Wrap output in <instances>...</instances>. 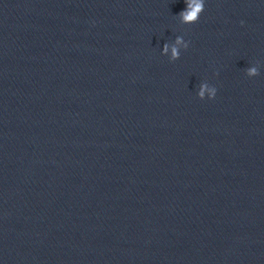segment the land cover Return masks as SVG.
Wrapping results in <instances>:
<instances>
[{"label":"clouds","instance_id":"1","mask_svg":"<svg viewBox=\"0 0 264 264\" xmlns=\"http://www.w3.org/2000/svg\"><path fill=\"white\" fill-rule=\"evenodd\" d=\"M201 8H202V5H197L196 8L193 11H191L190 13H181L184 21L185 22H191L194 19H196L198 14H199V12L201 11ZM173 53H174V55L176 54L175 53V49L173 50ZM202 94L203 93H201V95Z\"/></svg>","mask_w":264,"mask_h":264}]
</instances>
